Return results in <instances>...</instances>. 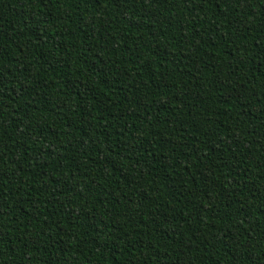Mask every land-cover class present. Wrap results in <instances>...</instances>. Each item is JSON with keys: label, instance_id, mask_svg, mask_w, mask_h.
Instances as JSON below:
<instances>
[{"label": "trees", "instance_id": "trees-1", "mask_svg": "<svg viewBox=\"0 0 264 264\" xmlns=\"http://www.w3.org/2000/svg\"><path fill=\"white\" fill-rule=\"evenodd\" d=\"M0 264H264V0H0Z\"/></svg>", "mask_w": 264, "mask_h": 264}]
</instances>
